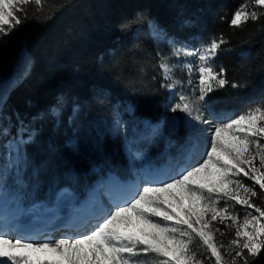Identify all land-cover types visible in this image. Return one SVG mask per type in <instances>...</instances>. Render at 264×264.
Segmentation results:
<instances>
[{
  "label": "trees",
  "instance_id": "trees-1",
  "mask_svg": "<svg viewBox=\"0 0 264 264\" xmlns=\"http://www.w3.org/2000/svg\"><path fill=\"white\" fill-rule=\"evenodd\" d=\"M240 3L46 0L39 12L30 5L29 19L0 45V123L11 129L0 142L18 140L21 121L29 129L24 138L35 137L19 147L21 162L11 179L24 203L50 201L62 186H69L78 198L84 195L95 175L67 145L71 138L80 154L104 169L122 177L129 174L119 138L105 131L103 120L117 104L122 110L127 102L144 118H160L167 102L159 64L168 45L194 48L220 34L228 41L214 66L225 69L229 83L208 95L213 112L236 115L264 99V17L230 27L231 13ZM153 22L166 33L159 41L148 34ZM233 83L240 87L233 88ZM174 137L181 142L184 132ZM254 199L264 206V199ZM217 226L226 233L217 239L227 245L232 232ZM253 264H264V254Z\"/></svg>",
  "mask_w": 264,
  "mask_h": 264
},
{
  "label": "snow or ice",
  "instance_id": "snow-or-ice-1",
  "mask_svg": "<svg viewBox=\"0 0 264 264\" xmlns=\"http://www.w3.org/2000/svg\"><path fill=\"white\" fill-rule=\"evenodd\" d=\"M45 2L0 0V45L6 44L7 38L29 19L30 5L39 12ZM261 17L264 0H242L231 13L229 25L240 28ZM150 27L157 36L166 35L158 23ZM227 43L220 34L198 48L182 43L172 53L195 58V66L188 63L187 71L190 77L198 76L195 82L189 79L190 84L195 83L198 95L178 93L170 110L189 118L193 153L206 134L209 139L204 140L201 150L206 155L167 178H148L142 186L138 184L131 196L94 216V224L86 221L85 231L75 237L39 242L0 230V264H148L140 257L149 255L155 258L152 264H253L261 257L264 206L255 203L254 198L264 199V99L226 120L207 105L208 95L229 83L225 69L217 71L214 66ZM167 61V57L161 58L165 81L161 87L173 90L177 81ZM232 87L240 85L233 83ZM20 123V138L11 142L17 149L35 139L31 134L24 138L29 129ZM9 135L11 129L0 123V138ZM236 205L245 210L242 217L235 211ZM217 225L232 232L227 245L217 239V234L226 235Z\"/></svg>",
  "mask_w": 264,
  "mask_h": 264
},
{
  "label": "rangeland",
  "instance_id": "rangeland-1",
  "mask_svg": "<svg viewBox=\"0 0 264 264\" xmlns=\"http://www.w3.org/2000/svg\"><path fill=\"white\" fill-rule=\"evenodd\" d=\"M151 35L153 36V34H151ZM154 37H161V36H157L155 34ZM179 47H181V45H173V44L168 45L167 50H165L166 54L163 56V57H167L168 58L167 62L174 69L173 78L177 81V85H176V87L173 90H168L166 88H163V90L166 92L165 99H166V102H167V104L163 108V111L169 113V114L167 113L168 114L167 121H169V115L171 113H174V114L177 115V117L179 119L178 129L184 130L185 136L188 137V140H189L188 145L186 146L185 143L179 145L175 141H171L169 144L168 143L166 144L168 146V150L166 151V149H164L166 146L162 144L163 143L162 139L158 138L157 142L152 146V149H153L154 153L150 157L148 156V154H144L141 151V149L139 148L137 143H130V144L129 143H125L124 146L122 147L123 156L127 160L128 164L132 160L133 162L137 163L142 168H144V159L145 160H152V161H150L149 164L153 163L154 161L156 162L157 159H160V161L162 162V161H164V159L165 160L168 159V155L167 154L170 153L171 154L170 165L173 164L174 168H173V170H171L167 174L166 178L168 176H170V175L175 174V172H177L180 168L184 167L186 164H194L196 160L200 159L201 155H206V153L202 152L201 150L205 146L204 145V140L209 139L206 136V134H205V136L201 138V141H200V143L198 145V148H197L196 152L195 153L191 152V156H189L188 152H186L187 151V147L191 143L190 132H189V128L187 126V121H188L189 118L186 116L185 113H182V112H179V111L172 112L170 110L171 107L173 106V104L179 98L178 97V93H182V94L190 96V97H193L194 95H198V90H196L195 83H192V84L189 83V79H192L195 82L197 80L198 76L196 74H193L190 77L189 73L187 71V64L188 63H193V65L195 66V58L194 57H185L183 55L180 56V57L174 56L172 54L174 48H179ZM198 47H200V45L196 46L195 48H198ZM159 69H160V64H159ZM160 73H162L161 69H160ZM162 76H163V73H162ZM170 93H173V95L170 94ZM126 106L127 105H125L124 107H126ZM215 113L219 114V116L221 118L225 119V120L227 118H229V117H233L234 116L230 112H227V111L215 112ZM115 122L118 125H120V123L118 121H115ZM166 123H164V124H166ZM204 127H207V126H204ZM131 139H133V138H131ZM11 142L12 141H8L4 145H2V143L0 142V202L3 199L4 200L10 199L13 206L18 205V206L22 207L21 208L22 211L26 212V211H28L29 209H31L35 205H32V206H24V205H22L21 206L22 202H21V199L19 198L18 191H13L8 186V183H10V181H11L10 179H11L12 175L16 174V168H17V165L14 163V151H13V148L15 147V144H12ZM161 144H162V148L160 149ZM69 146L71 148L72 147L74 148L73 144H70ZM148 147H149V145L147 144L146 148H148ZM146 150L150 151V149H146ZM162 155H165L163 159H161ZM182 159L189 160V162L188 163L184 162L182 164L181 163ZM257 163H258V161H257ZM18 164H19V162H18ZM128 167H129V165H128ZM92 169H94V168H92ZM15 182H16V180L14 181V183ZM244 182H246L245 179H244ZM137 184H138V181H137ZM6 192H7V194H6ZM58 192L55 193L56 195H54L50 205H53L54 199L57 196ZM110 197H108L107 200H109ZM72 198L76 202V198H75L74 194H72ZM235 211L239 212L241 217L245 214V210L243 208H241L239 205L235 206ZM88 218H91V217H88ZM89 220H91V219H87V221H89ZM50 225H52V224H50ZM57 225H55L54 227L51 226V227L47 228L48 230L41 232V235L38 236V237H27V236H24V237L26 239L33 240V241H39V242L53 241L54 242L56 239L67 238V237H75L78 233H81V232L85 231L84 228L81 229V230H78L79 231L78 232V231H76V230H74L72 228H69V226L62 227V225H59L57 227ZM64 225H65V223H64ZM70 225L74 226V224H70ZM64 229H66V230H64ZM6 232H8L11 235H19L18 231H14V233H13L12 231L6 230ZM75 233H77V234H75ZM196 247H197V244L194 242L193 248L196 249ZM140 259L146 260L148 262V264H152V261L155 258L152 257L151 255H149V256L140 257Z\"/></svg>",
  "mask_w": 264,
  "mask_h": 264
},
{
  "label": "bare ground",
  "instance_id": "bare-ground-1",
  "mask_svg": "<svg viewBox=\"0 0 264 264\" xmlns=\"http://www.w3.org/2000/svg\"><path fill=\"white\" fill-rule=\"evenodd\" d=\"M164 170L165 165H159L153 172L154 176L152 178L162 175ZM106 178L105 184H107V188L113 190L114 193L111 196L113 202L132 195L136 190L137 178L122 180L112 174ZM93 193V191H89L80 201L75 202L72 198V191L68 188H61L54 199L53 205L41 202L26 212L22 211L18 205L13 206L10 199H3L0 202V229H3V231L5 229H14L18 233H40L47 231V228L54 227L58 223L57 227L59 225H62V227L69 226V228L74 227L83 222L85 218L91 217L87 216V214L93 209L94 205L97 206L98 199V195ZM94 223L95 221L92 222V224ZM70 224H74V226Z\"/></svg>",
  "mask_w": 264,
  "mask_h": 264
},
{
  "label": "water",
  "instance_id": "water-1",
  "mask_svg": "<svg viewBox=\"0 0 264 264\" xmlns=\"http://www.w3.org/2000/svg\"><path fill=\"white\" fill-rule=\"evenodd\" d=\"M179 119L176 114H171L170 119L167 124V132L170 134H175L178 131Z\"/></svg>",
  "mask_w": 264,
  "mask_h": 264
}]
</instances>
